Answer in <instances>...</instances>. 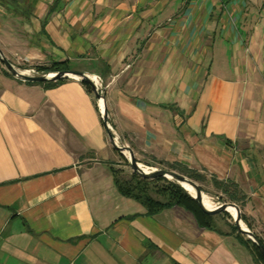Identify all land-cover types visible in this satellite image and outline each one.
Returning <instances> with one entry per match:
<instances>
[{"label": "crops", "instance_id": "1", "mask_svg": "<svg viewBox=\"0 0 264 264\" xmlns=\"http://www.w3.org/2000/svg\"><path fill=\"white\" fill-rule=\"evenodd\" d=\"M243 5L0 0V47L96 77L119 144L142 163L236 183L242 220L264 242V44L230 30ZM103 113L83 77L46 87L0 68V264H257L217 214H147L122 195Z\"/></svg>", "mask_w": 264, "mask_h": 264}, {"label": "rangeland", "instance_id": "2", "mask_svg": "<svg viewBox=\"0 0 264 264\" xmlns=\"http://www.w3.org/2000/svg\"><path fill=\"white\" fill-rule=\"evenodd\" d=\"M243 1H244V5H243L244 7L239 14L238 24L231 21L229 28L230 30H234V31H244L250 34L256 33V35L258 34L262 35L257 43L259 45H262L264 44V0H243ZM9 57H11L12 59L11 60L9 58V60H11L13 65L20 71H27L29 68L36 67L34 64H30L29 62L27 63L23 61L22 59H20L18 62L15 57H12V56H9ZM0 68L2 70L6 69L1 58H0ZM120 144H123V143L120 142ZM124 145H128V144L125 143ZM121 155H122L120 159L121 161L119 162L120 169L118 170L119 179L127 183L128 185H132L133 183H136L138 178L134 176L135 171L130 166L131 155L127 152H125L124 154L121 153ZM136 160L138 161L140 166L144 168L146 171L147 170H161V169L175 170L168 166L159 167L153 162L142 163V161H140L137 158V156H136ZM176 170L182 173L183 175H185L187 178L189 179L191 178L192 180H195L198 183L202 191L203 197L206 196L211 205L209 207L210 209L219 207L221 204L226 203V202L236 203L238 206L241 205V202L238 196L233 199L229 194H226L225 192H223V188L219 184L221 180L219 181L216 180V178H214L211 174H207L205 172H201V171L193 169V171L199 173L204 178L203 180H196V179H193L192 177L187 176L186 172H183L180 169H176ZM167 179L168 180L166 179L160 180L157 178L148 179L146 182H144L146 191L149 192L152 196L160 200H168L172 197L174 198V197L179 196L184 200V203L186 205H188L189 207L192 206L195 209H198L200 212V216L202 217L203 220H205V216H203L202 210L199 209V206H198V203L195 197L196 196L195 189L194 191H191V192L187 190L188 195L180 193L172 185V182L176 183L178 181L173 178H167ZM227 212L228 214L226 213V211L220 212L219 214H217V216L214 217V220H216L218 223L226 222V223H231L232 226L235 225V222H234L235 217L229 211ZM241 214L244 215L242 211H241ZM212 220L213 219L211 218V221ZM205 221H207V219ZM241 222L243 223V226L245 228H248L246 223L242 219H241Z\"/></svg>", "mask_w": 264, "mask_h": 264}, {"label": "trees", "instance_id": "3", "mask_svg": "<svg viewBox=\"0 0 264 264\" xmlns=\"http://www.w3.org/2000/svg\"><path fill=\"white\" fill-rule=\"evenodd\" d=\"M35 68L37 70L36 74H39V75H43L44 73H57V72H70V71H72V69H70L69 62L67 60L53 61L49 66H47V65H42V66L36 65ZM3 71H5V73L7 75H9L13 78L16 77L15 74L11 73L10 71H8L6 69H4ZM61 77L62 76L58 77L55 80L51 79V80H46L43 82H37V81H32V80H22L19 77H16V78L20 81L25 82L26 84H29V83L30 84H40V85H45L46 87H52V86L57 85V83L61 80ZM163 106H165V107L167 106L170 108L172 107L169 104H163ZM118 151L119 150H117V152ZM119 153L121 154L120 151H119ZM171 167L176 168L179 166H176V167L171 166ZM180 170H182L183 172H186L187 176L192 177L193 179H196V180H203L204 179L202 177V175L193 171V169H188V168L181 166ZM113 173L115 175L114 176V182L116 183L118 191H120V193L126 197L135 198L136 200H138L144 206L145 210L147 211V214L148 213L149 214H155V213L162 211L163 208L174 206L177 204H179V205L185 204L184 200L179 196L174 197V198L172 197L168 200H160V199L152 196L149 192L146 191V188L144 186L145 185L144 182H146L148 180V178L144 179L141 176H139L136 172L134 173V176L136 178H138V180L136 181V183H133L132 185H128L127 183L120 180L117 170H113ZM157 179L168 180L166 177L157 178ZM219 184H220V186H222L223 192H225L226 194H229L233 199L235 197H237L238 188H237L236 183H233L231 181H227V182L220 181ZM172 185L175 189H177L178 192L188 195L187 190H185V188L183 186H181L178 182H176V183L172 182ZM226 213L228 214L227 211H226ZM206 215L210 216V214H206ZM241 218L243 219L242 214H241ZM232 230L234 233L236 232L237 236L241 238V240L246 245V247L252 252L256 263L257 264H264V255L262 254L261 250H259L257 243L254 242L251 238L249 239L246 236H244L243 234H241L238 231L236 224L232 226ZM256 236H258V235H256ZM258 238L264 244L261 237L258 236Z\"/></svg>", "mask_w": 264, "mask_h": 264}, {"label": "water", "instance_id": "4", "mask_svg": "<svg viewBox=\"0 0 264 264\" xmlns=\"http://www.w3.org/2000/svg\"><path fill=\"white\" fill-rule=\"evenodd\" d=\"M0 58L4 64V66L6 67V69L8 71H10L11 73L15 74L16 77H19L23 80H32V81H37V82H43L46 80H55L60 76L66 75V74H74L76 76H80L83 77L86 81H88L89 83L92 84L93 88L95 89L96 92V96L98 97L99 101L102 103L103 102V121H104V125L107 128V134H108V138L109 140H111L113 146L115 147V149L119 150L121 153H129L131 155V160H130V166L132 169H134V171L141 176L144 179H154V178H162V177H166V178H173L175 180H177L184 188V182L189 184L190 186H192L195 189V197L198 203L199 208L202 210V212L204 214H210V215H215V214H219L222 211H228V206H232L234 208H236L237 214L234 218V222L237 226L238 231L243 234L244 236H247L249 239L251 238L254 242L257 243L259 250H261L262 254L264 255V244L260 241V239L258 238V236H256L251 230H249L248 228H245L243 226V223L241 222V208H239V206L236 203H223L221 204L219 207L210 209L209 207L205 206L203 203V195H202V191L198 185V183L195 180H192L191 178H187L185 175H183L182 173L178 172L177 170H170V169H161V170H145L144 168H142L140 166V164L138 163V161L136 160V156L135 153L133 152V149H131V147L127 146V145H121L118 143V141L115 139L113 133H112V129L111 126L108 124V111H107V106H106V97L100 93L97 84L94 82V80L91 78V76H89L87 73H84L83 71H77V70H72L70 72H57V73H44L43 75H39V74H25L22 71L18 70L13 64L12 62L9 60V58H7L2 50V48L0 47ZM186 189V188H185ZM187 190V189H186Z\"/></svg>", "mask_w": 264, "mask_h": 264}, {"label": "bare ground", "instance_id": "5", "mask_svg": "<svg viewBox=\"0 0 264 264\" xmlns=\"http://www.w3.org/2000/svg\"><path fill=\"white\" fill-rule=\"evenodd\" d=\"M101 104H102V106H103V102H102ZM183 184H184L185 188H186L187 190H189L190 192H191V191H194V188H193L192 186H190L189 184H187V183H185V182H184ZM203 203H204V205L207 206V207H210V206H211L206 196L203 197ZM227 208H228V211H229V212L235 217L236 214H237L236 208H234V207H232V206H228Z\"/></svg>", "mask_w": 264, "mask_h": 264}, {"label": "built area", "instance_id": "6", "mask_svg": "<svg viewBox=\"0 0 264 264\" xmlns=\"http://www.w3.org/2000/svg\"><path fill=\"white\" fill-rule=\"evenodd\" d=\"M22 72L25 73V74H27V75H29V74H36L37 73V70H35V68H29L27 71H22ZM93 80L97 84L98 88L100 89L99 84H98V79L96 77H94Z\"/></svg>", "mask_w": 264, "mask_h": 264}]
</instances>
